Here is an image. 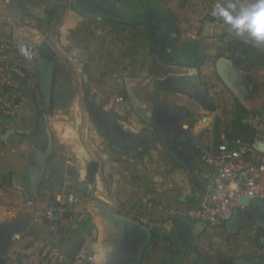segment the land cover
Returning <instances> with one entry per match:
<instances>
[{"label": "crops", "instance_id": "1", "mask_svg": "<svg viewBox=\"0 0 264 264\" xmlns=\"http://www.w3.org/2000/svg\"><path fill=\"white\" fill-rule=\"evenodd\" d=\"M96 1L126 12V19L86 18L73 0H20L15 15L0 24L26 72L14 116L0 115V230L22 228L20 238L10 239L2 264H88L90 240L82 233L89 223L90 236L99 234L97 264H131L140 233L99 204L157 229L160 240L174 228L186 245L181 264H253L252 257L264 264V199L251 200L230 227L229 221L211 227L187 216L203 191V154L225 121L222 112L233 111L239 98L217 63L224 59L223 76L237 86L245 77L237 63L250 57L236 42L253 46L257 61L264 59V44L237 35L221 14L249 0L153 1L163 60L152 52L146 25L135 23L144 11L140 0ZM41 48L56 62L49 114L35 57ZM241 102L247 107L244 97ZM91 127L96 145L86 141ZM70 194L76 197L72 205ZM31 200L41 212L55 208L61 215L69 209L85 221L52 230L48 220L34 215ZM155 240L142 264H170L172 246L163 254L153 249Z\"/></svg>", "mask_w": 264, "mask_h": 264}, {"label": "built area", "instance_id": "2", "mask_svg": "<svg viewBox=\"0 0 264 264\" xmlns=\"http://www.w3.org/2000/svg\"><path fill=\"white\" fill-rule=\"evenodd\" d=\"M15 52L12 40H0V111L7 116H14L16 91L22 88L26 78L23 60H16ZM245 123L248 137L231 138L223 133L215 150L203 154L206 169L199 173L204 180L203 191L198 204L187 213L193 221L221 226L233 218L236 209L246 208L241 204L242 198L264 199V111L249 115ZM67 201L72 205L75 195L70 194ZM28 206L36 217L48 220L52 230L85 221V217L74 215L69 209L55 217V208L41 212L35 209L34 200Z\"/></svg>", "mask_w": 264, "mask_h": 264}, {"label": "rangeland", "instance_id": "3", "mask_svg": "<svg viewBox=\"0 0 264 264\" xmlns=\"http://www.w3.org/2000/svg\"><path fill=\"white\" fill-rule=\"evenodd\" d=\"M11 4L12 1L0 0V24L2 25H4L6 21L8 22L10 20V14L12 13ZM132 7L134 8V4L132 5ZM123 13L125 15H128L126 12ZM2 39H10V37L0 28V40ZM15 59L22 60L21 58H19L18 51L15 52ZM237 65L240 69L244 70L245 77L242 84L237 83V86H235L238 91L237 97H239L236 100V107L233 111L222 112V118H224L225 120L222 126H217L218 122H215L217 126L215 134L217 135L218 133L223 132L231 138L238 136L248 137L247 135L249 134V129L248 127L242 129L241 123L243 122L244 124V120H247L249 115L264 111V59L259 58V61H252L251 58H248L243 62H238ZM182 87L185 90H188L186 92H192V90L187 85H182ZM242 92H244V95H242ZM243 97L244 104H246L247 107H245L241 102V100H243ZM0 115L3 117H9L1 111ZM61 133H65V131L63 130V132ZM87 134L88 137H86V141L90 144L96 145L98 135L96 134L95 129L91 127L87 130ZM50 135L51 138H53V135ZM56 135L58 136V140H61V138L63 137H60L59 132L56 133ZM67 136L71 137V134H68ZM64 138L67 139V137ZM88 227L89 228L82 233L87 234V238L90 240L88 254H86L85 260H87L88 264H97L102 258L101 249L96 247V243L99 241V234L97 233V235H94L95 237L92 238L90 236L91 231L89 230L92 229V225L89 223ZM260 233L262 236H264L263 228L260 230ZM170 245L172 246L171 252L166 255V258L168 259L170 264H181L183 258V256H181V253L186 245L183 244L174 228L171 229V232L169 233L167 238H164L162 240H160V238L156 239L155 242H153L152 247L158 252H162L164 254L171 247ZM249 260L253 264H259L253 257Z\"/></svg>", "mask_w": 264, "mask_h": 264}, {"label": "water", "instance_id": "4", "mask_svg": "<svg viewBox=\"0 0 264 264\" xmlns=\"http://www.w3.org/2000/svg\"><path fill=\"white\" fill-rule=\"evenodd\" d=\"M20 0H12L11 4V10L13 14L15 15V12L18 9V4ZM74 6L76 10L83 15L86 18L89 19H100V20H106V21H116V22H123V19L120 17H115L113 14L117 13L116 9H111L108 6L97 2L96 0H73ZM124 11V10H123ZM122 12V11H120ZM149 38L152 43V52L156 58L164 59L163 56L160 55L159 50V38L156 33V25L154 23V15L153 10L149 9L146 22H145ZM28 49V46H27ZM36 59L38 60V68L40 71V89L44 98V113L49 114L52 111V102H53V86H54V79H55V72H56V62L53 60H47L45 59L41 52H37ZM224 62V59H220L217 63V67L219 68V71L224 78L226 84L233 90V92L237 95V89L233 83H230L226 77L223 76L222 73V64ZM196 98V97H195ZM215 122H216V116L214 118V124L213 129L215 130ZM11 132L8 131L4 135V140L9 136ZM105 136L116 146H122L120 143L117 142V140L110 136L107 133H104ZM163 140V139H162ZM217 145V135L213 132V140L211 145V150H215ZM52 150V144L49 146L47 152L44 154L43 160L41 162V166L38 169V176L36 179V186H38L41 182V180L44 177V174L46 172V166L48 164L49 155L51 154ZM241 204L245 205L246 208L250 206V200L248 198H242ZM100 207H102L107 214H111L112 217L115 219L123 222L124 224H127L131 230H135L138 232H142L146 235V239L143 242L141 248L139 249L136 262L135 264H142L144 254L147 250V248L150 245L152 234L151 229L143 224L142 222H139L137 220L131 219L127 216H124L122 214L112 213L107 206L99 204ZM241 210L236 209L233 218L229 221L228 227L231 225L236 224V217L241 215ZM60 212L58 210L54 211V216L59 217ZM22 231V228L19 227V224H14L13 226L6 228L4 230H0V264H2L3 260L6 257L8 246L10 239L14 236H16V239L20 238V235H18Z\"/></svg>", "mask_w": 264, "mask_h": 264}, {"label": "clouds", "instance_id": "5", "mask_svg": "<svg viewBox=\"0 0 264 264\" xmlns=\"http://www.w3.org/2000/svg\"><path fill=\"white\" fill-rule=\"evenodd\" d=\"M235 33L247 36L257 44H264V0H249L238 8L235 3L222 10Z\"/></svg>", "mask_w": 264, "mask_h": 264}, {"label": "trees", "instance_id": "6", "mask_svg": "<svg viewBox=\"0 0 264 264\" xmlns=\"http://www.w3.org/2000/svg\"><path fill=\"white\" fill-rule=\"evenodd\" d=\"M153 1H156V0H140L141 7H143L144 11L142 14H138L135 17V20H136L135 23L136 24H145L148 10L150 9L151 3ZM119 24H125V23H119ZM236 44L239 47H241L246 54L249 55V57L252 59V61H256L258 59V57H256V53H257L256 48H254L253 46L247 45L243 42H240V41H237ZM40 51L42 52V55L45 59H53V57H50L47 54H45V51L42 48L40 49ZM246 126L247 125L245 123L244 124H243V122L241 123L242 129L246 128ZM151 234H152L151 242L159 237V231L155 228L151 229Z\"/></svg>", "mask_w": 264, "mask_h": 264}, {"label": "flooded vegetation", "instance_id": "7", "mask_svg": "<svg viewBox=\"0 0 264 264\" xmlns=\"http://www.w3.org/2000/svg\"><path fill=\"white\" fill-rule=\"evenodd\" d=\"M88 1H91V0H88ZM113 15L115 17H120L122 19H126V17H127V15H125V14L121 15L119 13H115ZM154 23H155V25H157L159 23L156 17H154ZM139 233H140L139 234L140 239L137 241L136 245L133 247L134 248V251H133V254H132V258H131L132 260L130 261L131 264H135L136 258H137L138 252H139V249L141 248L143 242L146 239V235L144 233H142V232H139Z\"/></svg>", "mask_w": 264, "mask_h": 264}]
</instances>
